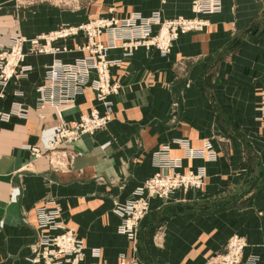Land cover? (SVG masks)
<instances>
[{
	"label": "crops",
	"instance_id": "1",
	"mask_svg": "<svg viewBox=\"0 0 264 264\" xmlns=\"http://www.w3.org/2000/svg\"><path fill=\"white\" fill-rule=\"evenodd\" d=\"M192 0H86L63 2L0 0V44L14 35L32 37L62 24H79L112 9L119 15L160 9L167 17L192 15ZM200 31L182 33L171 51L140 47L111 67L121 83L113 94L112 119L94 133L49 149L60 121H72L94 106L104 109L94 89L76 101L36 108L37 85L55 57L71 61L81 51L34 53L27 75L12 79L0 99V264H31L28 256L42 230L35 207L55 199L60 215L86 241L87 262L138 255L137 240L119 231L115 205L133 196L156 167L162 143L183 157L184 168L204 165L202 188L177 189L151 199L141 220L143 259L149 264H218L228 238L239 233L246 252L264 264V0H222ZM83 34L58 40L75 46ZM121 55L120 49L111 52ZM2 89L0 84V90ZM194 146L211 139L217 159L188 158L176 138ZM40 148L35 154L27 144ZM100 249L94 256L93 249Z\"/></svg>",
	"mask_w": 264,
	"mask_h": 264
},
{
	"label": "built area",
	"instance_id": "2",
	"mask_svg": "<svg viewBox=\"0 0 264 264\" xmlns=\"http://www.w3.org/2000/svg\"><path fill=\"white\" fill-rule=\"evenodd\" d=\"M192 15L179 14L167 17L160 9L150 13L139 10L119 15L112 9L79 24L65 23L61 26L28 38L25 34L14 35L8 44H0V84L4 89L14 78L28 74L32 65L26 61L34 53H56L78 50L82 54L71 61L60 57L46 65L45 76L37 85L35 106H60L73 103L88 86L95 91L104 109L94 106L89 112L81 113L72 121L61 120L54 129L49 149L78 139L85 133H94L104 128L112 119V95L119 92L121 83L115 79L111 67L122 65L140 47L155 48L162 54L171 51L174 42L182 33L203 30L208 24L207 15L220 12L222 0H192ZM83 34L84 40L75 46L58 40ZM120 49L121 55L112 57L111 52ZM264 116V101L258 107ZM13 111L26 115L28 109L20 104ZM13 111H0V117L8 119ZM175 143L186 150L190 158L217 159L219 152L211 139H205L194 146L188 138H176ZM33 153L40 154L39 147L26 145ZM156 170L136 187L133 196L117 203L115 211L121 217L119 231L136 241L139 224L149 211L151 199L156 196L169 197L177 189L202 188L207 175L206 167L184 168L183 159L172 153V145L162 143L153 151ZM37 226L42 230L34 243V250L28 256L31 264H149L138 255L121 253L117 261L86 260V241L74 227L69 226L60 215L55 199H47L35 207ZM247 242L239 233L230 235L217 256L218 264H255L259 255L246 252ZM94 256H100V249L94 248Z\"/></svg>",
	"mask_w": 264,
	"mask_h": 264
},
{
	"label": "rangeland",
	"instance_id": "3",
	"mask_svg": "<svg viewBox=\"0 0 264 264\" xmlns=\"http://www.w3.org/2000/svg\"><path fill=\"white\" fill-rule=\"evenodd\" d=\"M36 1H39V2H51L52 0H29V2H36ZM54 1H57V2H63L64 4V6H71V5H77V7L78 6H80L81 4H83V1L85 2L86 0H54ZM144 218V217H143ZM142 218V219H143ZM140 225H141V222H140V224H139V231H138V236H137V245H138V247H139V251H140V253L138 254V256L140 257V258H142L143 259V256H145V255H143V253L142 252H144V250H142V240H141V238H140ZM146 261V260H145ZM147 262V261H146Z\"/></svg>",
	"mask_w": 264,
	"mask_h": 264
},
{
	"label": "bare ground",
	"instance_id": "4",
	"mask_svg": "<svg viewBox=\"0 0 264 264\" xmlns=\"http://www.w3.org/2000/svg\"><path fill=\"white\" fill-rule=\"evenodd\" d=\"M35 36V35H34ZM26 37H28L27 35H26ZM33 37V36H32ZM28 38H31V37H28ZM11 41V40H10ZM161 53V52H160ZM2 87V86H1ZM5 89V88H4ZM4 89L2 88L1 90H0V99H1V97H3L4 96ZM36 90H37V88H36ZM85 90V89H84ZM38 92V91H37ZM95 92V91H94ZM83 93V92H82ZM263 101H264V97H263V99L260 101V103L258 104V107L260 106V105H262V103H263ZM258 107H257V112H258V114H257V118H258V116L259 115H261V110H259L258 109ZM37 108V107H36ZM38 109H41V108H38ZM263 118H264V116H263ZM50 144V143H49ZM180 146V145H179ZM182 149H184V151H185V156H186V150H185V148H183L182 146H180ZM31 150V149H30ZM32 151V150H31ZM187 157V156H186ZM188 158H190V157H188ZM182 159H183V157H182Z\"/></svg>",
	"mask_w": 264,
	"mask_h": 264
}]
</instances>
